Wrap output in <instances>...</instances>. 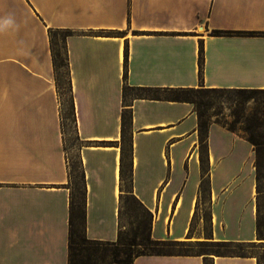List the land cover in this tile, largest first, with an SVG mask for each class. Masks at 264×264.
<instances>
[{
	"label": "crops",
	"instance_id": "obj_1",
	"mask_svg": "<svg viewBox=\"0 0 264 264\" xmlns=\"http://www.w3.org/2000/svg\"><path fill=\"white\" fill-rule=\"evenodd\" d=\"M50 30L72 32L66 51L73 148L86 189V237L116 241L120 187L127 186L152 216L153 240L264 246V236L256 233L253 147L239 133L209 126V233L201 231V220L192 231L202 200L195 106L150 99L124 103L123 94L124 87L264 90V0H0V264L68 260V176ZM214 30L234 34L212 36ZM124 112L131 117L125 128L131 152L122 179ZM262 187L264 201V177ZM205 263L257 259L172 254L132 261Z\"/></svg>",
	"mask_w": 264,
	"mask_h": 264
},
{
	"label": "trees",
	"instance_id": "obj_2",
	"mask_svg": "<svg viewBox=\"0 0 264 264\" xmlns=\"http://www.w3.org/2000/svg\"><path fill=\"white\" fill-rule=\"evenodd\" d=\"M234 34L229 31H217L211 32L212 36H230ZM72 32L67 30H50L48 31L54 83L56 93L59 99V113H60V128L64 139V151L67 164V176L68 182L65 188L69 190V205H68V260L67 264H105L106 259L112 258L113 264H124L130 259V247L140 246L145 250L155 247H165V243L168 241H156L151 238V214L144 208V206L131 195L128 187H120L119 203L120 209L122 203L131 199L134 201L145 213L148 221L144 223L141 231L135 230L129 235H123L120 224L115 242H102L89 240L85 235V208H86V189L84 173L82 170L81 161L78 155L69 156L68 147L66 143V136L70 130L74 135V142L77 140L76 123L74 114V103L71 91L69 63L66 51V38L71 36ZM250 36L257 34L249 33ZM127 56V54H126ZM203 62V49L200 44L198 54L199 65V78H201ZM140 92L143 95L136 96L133 99H150V100H165L170 102H182L193 104L196 109L197 117V134H198V154L200 169L202 174L201 183L199 186V192L201 196H205L208 193V162H207V134L208 128L212 123L222 126L226 130L232 133H242V137L253 147L255 156V168H256V233L258 238L264 236V201L262 197V181L264 177V119H263V103H264V90L258 89H206L202 86L196 90V93H217V92H235L237 94H259L261 97H257L258 105L248 114L243 117L240 114V109L234 110L232 113L231 121L218 119L217 116L210 115L208 113L210 105L203 103L190 96L194 92L193 88H176V89H144V88H123L124 99L126 92ZM160 93V94H159ZM153 94V95H152ZM66 97L63 100V97ZM125 103V102H124ZM213 117H215L214 120ZM242 120V121H241ZM131 117L127 112H124L121 117L122 132H121V158H120V176L124 178V172H129L130 162L128 160V152H131V145L128 146L125 138V128L130 124ZM241 125L240 127L238 125ZM120 223V222H119ZM191 232V231H190ZM168 247H180L191 248V244L169 242ZM196 246H248L241 244L231 243H211L200 242ZM111 248L118 251L115 253ZM120 249V250H118ZM172 254H201L192 252H151L149 254L139 253L134 255L130 264L135 257L142 255H172ZM118 255H122L123 259H117ZM219 255V254H216ZM237 256H246L244 254H234ZM257 259V258H256ZM207 264V263H205ZM257 264H259L257 259Z\"/></svg>",
	"mask_w": 264,
	"mask_h": 264
},
{
	"label": "rangeland",
	"instance_id": "obj_3",
	"mask_svg": "<svg viewBox=\"0 0 264 264\" xmlns=\"http://www.w3.org/2000/svg\"><path fill=\"white\" fill-rule=\"evenodd\" d=\"M199 89L195 88L194 92L190 94L193 98H195V101L197 102L199 96V100L203 103H207L210 105L208 113L210 115L217 116L218 119H224L227 121H231L232 119V113L234 110L240 109V114L243 117L248 116V114L258 105L257 97H261L259 94H237L235 92H217L213 94H206L196 93V90ZM160 94V93H159ZM143 95V93L140 92H132L128 91L126 92L124 102L128 103L130 100H132L136 96ZM153 95V94H152ZM197 97V99H196ZM63 100L66 99L64 96L62 98ZM215 117H213L212 120H214ZM242 121V120H241ZM241 126L240 124L238 125ZM68 142L67 146L69 149V156H75L76 151L73 148V134L69 130L68 131ZM242 135V133H240ZM127 187V186H126ZM208 218H209V210L207 205V199L206 195L202 196V200L200 201V205L198 206V212L196 213V216L194 218V222L192 223V231L196 229L198 226V222L200 220L202 221V229L201 231L204 233V235H208L209 226H208ZM152 220V217H151ZM148 221V218L146 217L143 210L131 199H128L121 205L120 209V228L123 232V235H129L135 230L141 231L143 229L144 223ZM170 241L166 242L165 247H155L150 248L149 250H145L144 248L140 246H132L130 247V259L126 261L124 264H130L131 259L134 257V255L143 253V254H149L151 252H161V253H175V252H192V253H201V254H244V255H254L257 259L259 264H264V246L261 247H248V246H227V247H218V246H205L200 247L196 245H190L191 248H180V247H168ZM115 253H118L117 250L114 248H111ZM120 250V249H118ZM124 257L122 255H118L117 259H123ZM124 260V259H123ZM114 260L112 258L106 259L105 264H113Z\"/></svg>",
	"mask_w": 264,
	"mask_h": 264
}]
</instances>
